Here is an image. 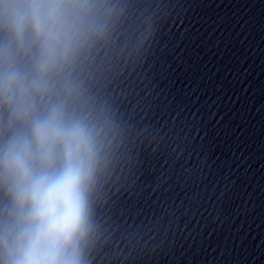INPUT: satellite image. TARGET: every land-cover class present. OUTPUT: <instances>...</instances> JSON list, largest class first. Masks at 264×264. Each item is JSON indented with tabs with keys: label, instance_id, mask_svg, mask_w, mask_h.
Masks as SVG:
<instances>
[{
	"label": "water",
	"instance_id": "obj_1",
	"mask_svg": "<svg viewBox=\"0 0 264 264\" xmlns=\"http://www.w3.org/2000/svg\"><path fill=\"white\" fill-rule=\"evenodd\" d=\"M84 74L115 122L91 264H264V0H124Z\"/></svg>",
	"mask_w": 264,
	"mask_h": 264
},
{
	"label": "clouds",
	"instance_id": "obj_2",
	"mask_svg": "<svg viewBox=\"0 0 264 264\" xmlns=\"http://www.w3.org/2000/svg\"><path fill=\"white\" fill-rule=\"evenodd\" d=\"M124 0H0V264H91L115 122L84 74Z\"/></svg>",
	"mask_w": 264,
	"mask_h": 264
}]
</instances>
